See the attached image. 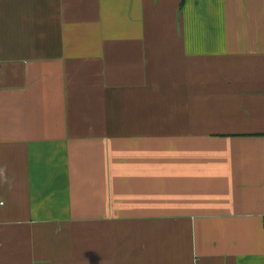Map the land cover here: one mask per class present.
<instances>
[{"label": "crops", "instance_id": "0c3cea01", "mask_svg": "<svg viewBox=\"0 0 264 264\" xmlns=\"http://www.w3.org/2000/svg\"><path fill=\"white\" fill-rule=\"evenodd\" d=\"M0 264H264V0H0Z\"/></svg>", "mask_w": 264, "mask_h": 264}, {"label": "built area", "instance_id": "2783aa9c", "mask_svg": "<svg viewBox=\"0 0 264 264\" xmlns=\"http://www.w3.org/2000/svg\"><path fill=\"white\" fill-rule=\"evenodd\" d=\"M3 206V203L0 201V207H2Z\"/></svg>", "mask_w": 264, "mask_h": 264}]
</instances>
